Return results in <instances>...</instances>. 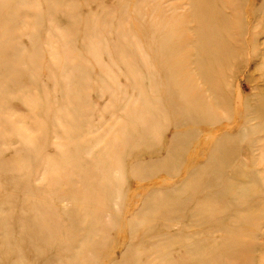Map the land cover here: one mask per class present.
Listing matches in <instances>:
<instances>
[{
  "label": "rangeland",
  "instance_id": "374dc122",
  "mask_svg": "<svg viewBox=\"0 0 264 264\" xmlns=\"http://www.w3.org/2000/svg\"><path fill=\"white\" fill-rule=\"evenodd\" d=\"M0 264H264V0H0Z\"/></svg>",
  "mask_w": 264,
  "mask_h": 264
},
{
  "label": "bare ground",
  "instance_id": "6f19581e",
  "mask_svg": "<svg viewBox=\"0 0 264 264\" xmlns=\"http://www.w3.org/2000/svg\"><path fill=\"white\" fill-rule=\"evenodd\" d=\"M214 47V46H213ZM211 49V47H210ZM212 50V49H211ZM229 49H225L224 50V54L222 53V57H223V60L224 59H228L229 56H234L236 53L232 52V53H229L227 54L226 52L228 51ZM226 51V52H225ZM202 56H198V60L197 62L199 63L200 66H202ZM231 60V59H230ZM204 61V60H203ZM204 63H207L204 61ZM229 66V65H228ZM226 66V67H228ZM203 67V66H202ZM206 67H211V65L208 63V65ZM230 67V66H229ZM232 67V66H231ZM237 67V65L235 66ZM228 94H232L231 92L227 93V95H223L224 97L221 98V100L227 105L231 106L233 103H234V100L231 101L230 97L228 96ZM233 95V94H232ZM236 97V96H235ZM236 100V99H235ZM237 101V100H236ZM193 105L195 106L193 109L192 107L189 108V111L192 112L193 116L196 117V119L194 118V125H199V124H204V125H208L209 124V120H208V117L209 116H212L210 112H207L205 111V107H202V104H201V101L199 100V97L196 96L194 97L193 96ZM186 109V108H185ZM195 113V114H194ZM197 113V114H196ZM203 120H205V122H203Z\"/></svg>",
  "mask_w": 264,
  "mask_h": 264
}]
</instances>
